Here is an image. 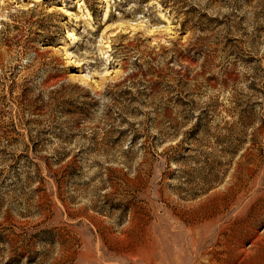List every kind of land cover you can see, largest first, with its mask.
<instances>
[{
	"label": "rangeland",
	"instance_id": "obj_1",
	"mask_svg": "<svg viewBox=\"0 0 264 264\" xmlns=\"http://www.w3.org/2000/svg\"><path fill=\"white\" fill-rule=\"evenodd\" d=\"M0 264H264V0H0Z\"/></svg>",
	"mask_w": 264,
	"mask_h": 264
},
{
	"label": "bare ground",
	"instance_id": "obj_2",
	"mask_svg": "<svg viewBox=\"0 0 264 264\" xmlns=\"http://www.w3.org/2000/svg\"><path fill=\"white\" fill-rule=\"evenodd\" d=\"M106 17H108L107 8H106V10L104 11V14H103V18L105 19ZM71 39H72L71 43H76L77 42V36L76 35L72 34ZM106 60H108V58H106ZM69 62H72V60L70 59Z\"/></svg>",
	"mask_w": 264,
	"mask_h": 264
}]
</instances>
